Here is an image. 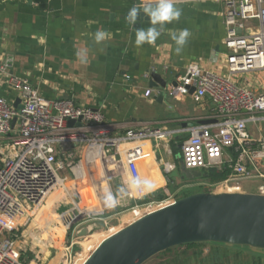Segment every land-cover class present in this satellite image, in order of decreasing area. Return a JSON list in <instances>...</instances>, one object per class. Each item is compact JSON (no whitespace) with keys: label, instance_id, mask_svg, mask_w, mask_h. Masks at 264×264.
<instances>
[{"label":"built area","instance_id":"2783aa9c","mask_svg":"<svg viewBox=\"0 0 264 264\" xmlns=\"http://www.w3.org/2000/svg\"><path fill=\"white\" fill-rule=\"evenodd\" d=\"M212 1L224 4L228 73L222 76L192 63L165 87L176 99L190 96L197 104L207 99L214 106L213 115L184 129L144 126L116 132L99 109L73 99L45 98L28 78L9 77L21 101L19 107L0 97V264H25L18 243L20 227L36 215L52 193L69 182L70 175L77 179L84 163L91 166L90 153L95 149L100 151L102 162L107 157L115 164L113 169L122 163L120 168L125 165L130 182H140L131 190L128 181L119 180L121 184L111 190L115 195L119 189H127V195L118 196L113 206L132 201V210H145L139 216L175 200L172 193L162 200L138 202L151 193L142 190L140 163L145 157L156 158L161 148L172 155L170 142L180 133L185 134L179 143L180 163L187 169L204 175L211 168L228 171L225 178L211 183L225 191L231 186L240 191L243 181L259 180L257 193L264 194V135L260 134L264 85L255 89L245 78L254 73L264 75V0ZM138 2L143 6L157 0ZM152 93V89L145 92L147 96ZM251 125L254 131L249 129ZM162 162L164 173L174 174L175 163ZM115 177L121 179V175Z\"/></svg>","mask_w":264,"mask_h":264},{"label":"crops","instance_id":"0c3cea01","mask_svg":"<svg viewBox=\"0 0 264 264\" xmlns=\"http://www.w3.org/2000/svg\"><path fill=\"white\" fill-rule=\"evenodd\" d=\"M175 6L182 10L180 19L165 23L154 44L137 47L136 29L152 26L150 20H137L132 26L126 19L133 7L142 9L138 0H0V97L19 106L20 93L10 86L9 77H26L45 98L73 99L99 109L116 132L144 126L184 129L210 117V100L197 104L190 96L171 97L165 88L151 85L152 73H159L167 85L192 63L227 75L224 4L179 0ZM182 29L191 35L177 55L172 34ZM97 30L108 33L100 43L95 41ZM255 75L245 78L255 89L263 87L264 83L255 84ZM147 89L152 95L145 94ZM184 135L177 134L170 144L179 145ZM164 155L156 152L154 159L164 161ZM145 164L152 177L157 176L155 165ZM63 222L69 223L66 214ZM28 238L42 255L35 258L36 250L25 246L30 252L25 264L61 262L36 234Z\"/></svg>","mask_w":264,"mask_h":264},{"label":"water","instance_id":"95a60500","mask_svg":"<svg viewBox=\"0 0 264 264\" xmlns=\"http://www.w3.org/2000/svg\"><path fill=\"white\" fill-rule=\"evenodd\" d=\"M140 11L137 20H150L143 7ZM151 85L165 88L167 81L152 73ZM181 169L186 178L204 175L183 163ZM67 209L63 205L59 212ZM194 242L264 249V194L198 191L177 198L124 225L100 242L82 264H144L160 252Z\"/></svg>","mask_w":264,"mask_h":264},{"label":"rangeland","instance_id":"374dc122","mask_svg":"<svg viewBox=\"0 0 264 264\" xmlns=\"http://www.w3.org/2000/svg\"><path fill=\"white\" fill-rule=\"evenodd\" d=\"M249 77L250 80H252V75ZM253 78L255 84L264 83V75L262 73H257L255 77L253 76ZM261 87L262 86H260V88ZM182 139L183 137L181 138V140ZM171 146L173 152L172 155H166V154L164 155L165 152L163 151V148L157 150V152L164 155V159L172 160L175 163L176 167L174 170V181H172L171 184L173 188L167 187L168 182L166 180L164 185H162L163 183L162 184L157 183L155 186H152L150 189H147L148 192H153L155 190L160 189L161 187H165L166 193H170V194L173 193L174 194L173 198L177 199L176 196L186 193L187 191L184 189L188 187L193 189V193L198 191H214V192L225 191L220 187L212 185L211 182H208L202 177L197 179L195 178L194 180L184 177L180 163L182 151L181 149H178L177 146H173V144H171ZM78 160L79 158L76 157L75 161L77 162ZM156 161L157 164L155 166L158 169L157 172L161 171L163 175H165L166 177V173H164L163 171L165 169L163 166V162L161 161V159L158 158ZM121 165L122 163H120V165L117 167V170L114 174H111L110 176L108 175V182L111 187V190L115 191L116 190L115 187L118 184H121L119 180L123 181V179L128 181L126 185H128L130 189L133 190L134 188H132L129 185L130 179L128 175H126L125 171L122 168H120ZM116 175H121V179L115 177ZM147 177L148 178L152 177V175L149 176L147 175ZM72 178L75 177L70 175L69 183L75 180ZM76 182L78 183V181ZM76 182L73 184L72 187H70L71 193L68 194V196H65V198H63L64 200L55 206V211L59 214H63L65 213V211L60 213L59 209L61 208V206L67 205L68 209L66 210V213H68L69 214L68 216L70 217L68 224H65L63 222L62 217H60L61 221L58 220V222H62V225L66 227L65 234L61 236V240L59 241V243H55L54 241L51 242L48 241L49 243H47L48 247L50 246L49 249H53V252H56L55 257L60 259L61 262L58 261V264H80L81 261L78 259L79 258L81 259L82 256L86 257L87 252L90 251V249L88 251L85 250V248L83 247V242H90L91 240L92 244L95 245L96 247L100 242H102V240L116 233L118 230H120L123 227V225L128 224L125 222L131 220L132 217L139 216V214H142L145 211L144 209L137 212L135 210H132V206L134 205V203L132 201L127 200L125 203L123 202L124 204L123 206L121 205L118 208L113 205H107L106 208L100 211L99 213H93V211L89 213L88 212L80 213L76 205L79 204L82 201V199L80 198V194L78 192L79 185L76 186ZM260 183L261 181L259 180L243 181L241 183L240 191L258 192V185ZM189 192H192V190H190ZM35 217L36 215L29 222L23 224L18 232V238H19L18 243L20 245H23L22 252H23L24 262L27 259H29L27 258V256H29L30 253L25 246H27L28 248L31 246L33 250H36V252L34 251L35 258L36 255L40 257L42 255L39 246H35V244L33 245L31 240L30 241L28 240L29 238L27 235V231L29 230L30 225L36 221ZM20 222L22 221L20 220ZM48 225L51 226L50 227L46 226V229L40 227L38 233H36L37 235H39L40 240L44 243L46 242L48 237L53 236L56 226V224L53 221H50ZM85 228L87 229V231L84 232V235L81 234L78 235V232L82 231ZM95 233H98L100 235L96 237H92V235ZM101 237L104 238L101 241H98L101 239ZM44 243H42V245L46 247ZM93 245L92 247H94ZM95 247L92 250H94ZM173 253L174 252H167V253L160 252L157 255L150 258L144 264H164L167 261H169L167 262L169 264H174L175 262H178L179 264H212L214 263V260L222 264H253V258H254L251 253H248L247 251L240 252L238 248L233 247L231 245L224 246L219 243H211V242L206 243L200 247L181 248L179 250V253H177V254L181 253L180 257L175 256V254ZM40 257L36 260L39 261Z\"/></svg>","mask_w":264,"mask_h":264},{"label":"bare ground","instance_id":"6f19581e","mask_svg":"<svg viewBox=\"0 0 264 264\" xmlns=\"http://www.w3.org/2000/svg\"><path fill=\"white\" fill-rule=\"evenodd\" d=\"M89 160L93 161L92 166H89V165L87 166V163H84L82 165V171H81L82 173L78 174L79 177L77 179L73 180V182L71 183L69 182H67V184L65 183L64 186L60 190H57L56 192L52 193L48 197L44 205L36 212V217H35L36 221L30 225L29 230L27 231L28 236L32 237L34 234L38 233V230L40 229V227L41 228L43 227L45 229H46V226L50 227L51 225H48V224L50 221H53L56 224L55 230H54L53 236L48 237V239L46 240V244L51 241H54L55 243H59V241L61 240V236L65 234L66 227L62 225V222H58V220L61 221L60 217L63 218L65 214H66V217L68 218V221L70 220V217L68 216L69 214L66 213V211L63 214L57 213L55 211V206L59 202L63 201L64 200L63 198H65V196H68V194L71 193L70 187H72L76 181H78V183L76 182V186L79 185L78 192L80 194V198L82 199V201L79 204L77 205L75 204V205L79 209L80 213H83V212L89 213L92 211L100 212L106 208L108 204L105 203V199H104L105 193L109 190L111 191V187L108 182V175H110L113 172H116L117 169L115 168H114L115 170L113 169L112 164L114 166L115 164L113 163V161H110L107 157H105V159H103L104 162H102L101 154L98 149H95L90 153ZM145 163L151 164V165L157 164L153 156H150L146 158L145 160H142L141 162L142 168H140V173L144 180V185H142V190L145 191L147 189H150L152 186H155L157 183H161V184L165 183V179L163 178L161 172L160 171L157 172L158 169L156 166L154 167L156 169L155 172L157 173V176L154 175V177L148 178L147 175L148 176L151 175L152 172L146 169ZM132 188L137 189V186L133 184ZM234 189L235 191L237 190L236 187L231 186L228 190L234 191ZM138 217L139 216L132 217L131 220L125 223H130ZM99 235L100 234L95 233L92 235V237H96ZM37 236L39 237V235ZM103 238L101 237V239L98 241H101ZM92 245L93 244L91 240L90 242H83V247L85 248V250L88 251L90 249V251L87 252L86 257L82 256L81 259L80 258L78 259L81 261L80 264H82L85 261V259L88 257V255L93 251L92 249L95 247V245H93L94 247H92Z\"/></svg>","mask_w":264,"mask_h":264},{"label":"clouds","instance_id":"9594fccd","mask_svg":"<svg viewBox=\"0 0 264 264\" xmlns=\"http://www.w3.org/2000/svg\"><path fill=\"white\" fill-rule=\"evenodd\" d=\"M176 0H157L156 3L146 2L143 5V13L150 17L151 27L147 28V30L140 28L136 29V39L135 45L137 47L142 46L147 43L152 45L155 43L157 38L161 35V31L165 23H170L174 20L178 21L180 16L182 15V10L175 6ZM140 9L137 7H133L127 14L126 19L133 26L138 17V13H140ZM159 26V28L157 27ZM191 33L188 29H182L179 31V34H172V39L175 41L176 48L175 52L179 55L184 46L187 43L188 38ZM108 36L104 30H97L95 33V41L100 43ZM135 184L139 187L140 182L138 180H134L129 182V185L132 186ZM128 190L125 188L119 189L117 194H113L110 190L105 193V203L108 205H114L117 203V197L123 198L127 195Z\"/></svg>","mask_w":264,"mask_h":264},{"label":"trees","instance_id":"16d2710c","mask_svg":"<svg viewBox=\"0 0 264 264\" xmlns=\"http://www.w3.org/2000/svg\"><path fill=\"white\" fill-rule=\"evenodd\" d=\"M173 146H177L178 149H181L179 147V145H176L175 143H173ZM227 175H228V171L217 170L215 168H211V169L205 171V175L202 178L207 180L208 182L216 183V182L222 180L223 178H225ZM166 179H167V182H168L167 187L168 188H171V187L173 188V186L171 184H172V181H174V174H172V173L166 174ZM184 190H186L187 192L182 194V195L176 196V198H181V197H184V196H187V195L193 193V189H191V188H185ZM190 190H192V192H189ZM196 191H198V190H196ZM168 195H170V193H166V188L165 187H161L160 189L149 193L143 199L138 200V202L144 203V202H148L150 200H162V199L168 197ZM206 243H209V242L187 243V244H184V245H180V246H176V247L167 249V250L163 251V253L174 252L173 254H175V256L180 257L181 253L180 254H177V253H179V250L181 248L200 247V246H202V245H204ZM211 243H216V242H211ZM219 244H222L224 246L229 245V244H224V243H219ZM231 246L238 248V250L240 252L247 251L248 253H251L252 256L254 257L253 258V264H264V259H263L264 258V253H263L264 249H257V248H253V247L246 246V245H244V246L231 245ZM167 262H169V261H167ZM167 262L164 263V264H169ZM174 264H179V263L175 262ZM212 264H222V263H219L218 261L216 262L214 260V263H212Z\"/></svg>","mask_w":264,"mask_h":264}]
</instances>
